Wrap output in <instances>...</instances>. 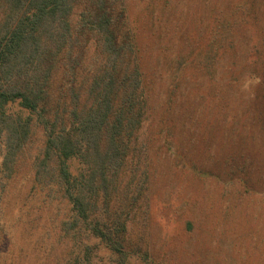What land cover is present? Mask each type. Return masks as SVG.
<instances>
[{
  "label": "rangeland",
  "instance_id": "1",
  "mask_svg": "<svg viewBox=\"0 0 264 264\" xmlns=\"http://www.w3.org/2000/svg\"><path fill=\"white\" fill-rule=\"evenodd\" d=\"M122 1L147 109L125 175L127 255L112 259L264 264V0ZM2 110L30 116L19 100ZM40 133L0 192V264L63 263L74 243L60 252L30 196Z\"/></svg>",
  "mask_w": 264,
  "mask_h": 264
},
{
  "label": "trees",
  "instance_id": "2",
  "mask_svg": "<svg viewBox=\"0 0 264 264\" xmlns=\"http://www.w3.org/2000/svg\"><path fill=\"white\" fill-rule=\"evenodd\" d=\"M134 38L122 0H0V192L41 132L30 196L46 207L60 252L62 239L74 241L58 264H95L94 252L118 264L112 258L127 255L135 200L128 205L125 175L147 109ZM16 100L30 116L3 112Z\"/></svg>",
  "mask_w": 264,
  "mask_h": 264
}]
</instances>
